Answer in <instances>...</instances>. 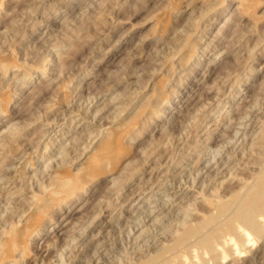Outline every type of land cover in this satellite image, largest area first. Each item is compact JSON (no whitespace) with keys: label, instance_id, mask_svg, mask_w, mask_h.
Listing matches in <instances>:
<instances>
[{"label":"rangeland","instance_id":"374dc122","mask_svg":"<svg viewBox=\"0 0 264 264\" xmlns=\"http://www.w3.org/2000/svg\"><path fill=\"white\" fill-rule=\"evenodd\" d=\"M0 1V100L9 107L0 116V244L34 217L32 198L56 173L84 171L108 129L126 125L117 131L134 138L70 212L50 207L51 221L28 234L30 253L14 263L139 264L182 225L212 215L206 194L227 195L238 176L258 170L264 0L246 16L239 0ZM261 236L240 264H264Z\"/></svg>","mask_w":264,"mask_h":264},{"label":"bare ground","instance_id":"6f19581e","mask_svg":"<svg viewBox=\"0 0 264 264\" xmlns=\"http://www.w3.org/2000/svg\"><path fill=\"white\" fill-rule=\"evenodd\" d=\"M223 1V0H222ZM249 2L251 4H249ZM261 2L260 0H239V6H242L243 13L245 16L250 12V5L256 4ZM2 2L0 1V5ZM243 14V15H244ZM243 17V16H242ZM194 50V49H193ZM194 54V53H193ZM46 60V59H45ZM49 60V59H48ZM46 62V61H45ZM0 64H2L0 62ZM14 64V63H13ZM46 64V63H45ZM40 66V70L46 74L47 73V66L46 65ZM5 65V64H2ZM22 66V65H21ZM6 69L7 66H3ZM21 68V67H20ZM19 69V68H17ZM34 70V69H31ZM29 71V70H28ZM53 71V70H50ZM31 73V72H30ZM245 76V75H244ZM247 76V75H246ZM245 76V77H246ZM243 78L238 79V84L242 82ZM246 79V78H245ZM46 82V81H45ZM237 84V83H236ZM47 85V84H46ZM50 85V84H49ZM241 85V84H240ZM45 86V85H44ZM232 86V85H231ZM41 87V86H40ZM46 87V86H45ZM52 87V85H51ZM240 87V86H239ZM49 88V86H48ZM53 88V87H52ZM46 89V88H45ZM55 89V88H54ZM237 89V88H236ZM42 90V89H41ZM51 90V88H50ZM49 90V91H50ZM239 90V89H238ZM45 91V90H44ZM47 91V89H46ZM40 92V91H39ZM42 93V92H41ZM235 93V92H234ZM240 93V91H239ZM40 94V93H39ZM168 94V93H167ZM166 93H160L161 99L163 98V102L167 101ZM17 95V94H16ZM38 95V94H37ZM158 96V95H157ZM172 98V97H171ZM244 100V98H242ZM3 101L0 100V116L8 114L7 106H2ZM162 103V102H161ZM221 103V102H220ZM244 103V101H243ZM264 103V102H263ZM163 104V103H162ZM262 104V102H261ZM255 105V103H254ZM257 105V104H256ZM258 106V105H257ZM256 106V107H257ZM261 106V105H260ZM168 106L164 109H161L157 112V115L160 116L162 113L165 114L167 112ZM254 108V107H252ZM253 110V109H252ZM264 111V110H263ZM170 112V111H169ZM238 112V111H237ZM150 113V112H148ZM156 114V112H154ZM240 114V113H239ZM242 116V115H241ZM246 117V116H245ZM248 117V116H247ZM252 117V116H251ZM250 119V118H249ZM9 120V119H8ZM252 120V119H251ZM73 121V120H72ZM168 122V121H167ZM173 122V121H172ZM49 123V122H48ZM239 122H237L238 124ZM260 123V122H259ZM54 124V123H53ZM50 125V124H49ZM59 125V124H58ZM141 130L137 133L140 136L142 131L144 130V126L146 122L142 124ZM7 126V125H6ZM10 126V125H9ZM52 126V125H51ZM60 126V125H59ZM264 126V124H263ZM124 127L128 129V127L123 124H118L115 127L108 129L106 132L105 139L99 144V147L89 156L88 160L86 161V165L84 166V171L79 172H65V173H56L53 177V180L48 181L51 184L47 185L43 192L44 194L33 196L32 200L35 206V214L34 217L27 220L24 226L25 228L22 230H16L13 226V230L7 231L4 235L6 238L0 244V263H4L7 261V264L13 261L16 262L18 259V255L21 254L22 258L25 255H28V251L30 253L31 247H28V235L29 233L36 234L41 233L38 230L42 229L48 222L51 221L52 216L49 215L51 212L49 209L52 207L53 209L64 208L67 206L66 212H70V209L75 202L82 199L83 195L88 192L89 188H95V185L102 180L109 176L112 170H116L115 165H117V160L114 159V156L117 159H122L126 157L129 152L130 148L125 145V140L134 139L133 136H129L128 138L123 137V134L126 132H118L117 130L124 129ZM126 128L124 130H126ZM263 128V127H262ZM260 129V128H259ZM97 130V129H96ZM123 130V131H124ZM264 129H262L263 132ZM64 131V130H63ZM98 131V130H97ZM122 131V130H121ZM130 131V130H129ZM118 132V134H117ZM48 133V132H47ZM128 133V132H127ZM210 133V132H209ZM260 133V132H259ZM19 134V132H18ZM130 134V133H129ZM132 134V133H131ZM77 135V134H76ZM113 135V136H112ZM127 135V134H126ZM125 135V136H126ZM219 135V134H218ZM2 136V135H1ZM0 136V137H1ZM45 137V135H43ZM42 136V137H43ZM257 136V135H256ZM5 135H3V138ZM15 138L14 136H11ZM76 137V136H74ZM90 137V136H89ZM114 137V138H113ZM208 137V136H207ZM7 138V137H6ZM8 135V139H9ZM11 138V139H13ZM114 140H113V139ZM258 138V137H257ZM9 139V140H11ZM49 139V138H48ZM54 139V138H53ZM113 140V141H112ZM56 141V140H54ZM255 141V140H254ZM257 141V140H256ZM3 142V139L2 141ZM8 143V142H7ZM250 143V142H249ZM2 144V143H1ZM10 144V143H9ZM52 144V143H51ZM251 144V143H250ZM253 144H257L256 147H259L262 151L264 150V132L262 133L261 138L259 137L258 142ZM129 145V144H128ZM4 146V145H2ZM241 146V145H240ZM247 146V145H246ZM253 146V145H251ZM250 146V148H251ZM253 146L252 148H254ZM44 151H49L51 149L49 143L45 146ZM224 147V146H223ZM233 147V145H232ZM239 147V146H238ZM2 149V147H0ZM182 148V147H181ZM226 148V147H225ZM246 148V147H245ZM249 148V149H250ZM251 148V149H252ZM258 148V150H259ZM231 149V148H230ZM248 149V150H249ZM250 149V150H251ZM256 149V148H254ZM256 152L257 150L254 151ZM34 150V149H33ZM232 150V149H231ZM238 150V149H237ZM246 150V149H245ZM258 151V153L260 152ZM234 152V151H233ZM263 152V151H262ZM199 153V152H198ZM252 153V154H253ZM112 154L114 156H112ZM249 154V153H248ZM239 155V154H238ZM257 155V154H254ZM262 155V154H258ZM264 155V154H263ZM27 156V155H26ZM243 156V153H242ZM22 157V156H20ZM203 157V156H202ZM222 157V156H221ZM233 157V156H232ZM248 157V156H247ZM262 162L259 160L256 161L258 170H251V174L241 177L237 175L239 174H232L233 178L235 176L239 179L238 183L232 187H230V191L227 195L219 196H207L203 198L205 199L206 203L210 206L213 204L215 207L212 208L213 211L208 218L200 219L197 222H190L189 224L182 225L183 229L178 231L176 237H174L173 242L170 241V244H167L166 247L156 255H152L150 258H145L140 260L139 264H213L216 261L221 263L225 260H231L234 264H240L239 259L250 251L251 246L254 245L255 241L258 240L257 237L261 236L264 231V223L262 224V217H264V156H260ZM157 158V157H156ZM205 158V157H204ZM23 159V158H21ZM171 159V158H170ZM173 159V158H172ZM257 159V158H256ZM6 160V159H5ZM31 160V159H30ZM158 160V159H157ZM201 160V159H200ZM239 160V159H238ZM29 161V160H28ZM120 161V160H119ZM198 161V160H197ZM203 161V160H202ZM245 161V160H243ZM254 161V160H252ZM204 162V161H203ZM226 162V161H225ZM228 162V161H227ZM239 162V161H238ZM247 162V161H246ZM245 162V163H246ZM251 162V161H250ZM249 162L246 163L247 166L251 165ZM120 163V162H119ZM153 163V162H152ZM155 163V162H154ZM157 163V162H156ZM197 163V162H196ZM196 163L194 165H196ZM255 163V161H254ZM253 163V164H254ZM24 164V163H23ZM161 164V163H160ZM165 162L163 163V165ZM217 164V163H216ZM226 164V163H225ZM46 165V164H45ZM48 165V164H47ZM151 165V164H150ZM171 165V164H170ZM193 165V166H194ZM207 165V164H206ZM215 165V164H213ZM255 165V164H254ZM253 165V167H254ZM25 166V165H24ZM23 166V167H24ZM159 166V165H158ZM157 166V167H158ZM162 166V165H161ZM167 166V165H166ZM209 166V165H208ZM233 166V165H232ZM256 166V165H255ZM27 167V166H26ZM169 167V166H168ZM195 167V166H194ZM218 167V166H217ZM222 166L221 168H223ZM246 167V165H245ZM16 168V167H15ZM205 168V167H204ZM252 168V167H251ZM81 169V168H80ZM169 169V168H168ZM218 169V168H217ZM245 169V168H244ZM24 170V169H23ZM83 170V169H82ZM212 170V169H211ZM214 170V169H213ZM224 170V169H223ZM230 170V168H229ZM8 171V169H7ZM168 171V170H167ZM195 171V170H194ZM220 171V170H216ZM233 171V170H232ZM235 171V170H234ZM147 172V171H146ZM209 172V169H208ZM207 172V173H208ZM223 173V171H221ZM236 172V171H235ZM195 173V172H194ZM196 173H198L196 171ZM219 173V172H218ZM225 173V172H224ZM230 173V172H229ZM232 173V172H231ZM26 174V172H25ZM205 174V173H204ZM210 174V173H209ZM212 174V173H211ZM17 175V174H16ZM241 175V174H240ZM26 176V175H25ZM216 176V175H215ZM214 176V177H215ZM231 176V174H230ZM162 177V176H160ZM164 177V176H163ZM219 177V176H218ZM225 177V176H224ZM229 177V176H228ZM227 177V178H228ZM10 178V177H9ZM50 178H52L50 176ZM142 178V177H141ZM197 177H195L196 179ZM213 178V177H212ZM217 178V177H216ZM230 178V177H229ZM114 178H112L113 180ZM138 179V178H137ZM147 179V178H146ZM152 179V178H151ZM164 179V178H163ZM173 179V178H172ZM209 179V178H208ZM232 179V178H231ZM236 179V178H235ZM11 180V179H10ZM109 180V179H108ZM140 180V179H139ZM138 180V181H139ZM149 180V179H148ZM147 180V181H148ZM176 180V179H175ZM211 180V179H210ZM215 180V179H214ZM12 181V180H11ZM146 181V182H147ZM181 181V180H180ZM195 181V180H194ZM8 182V181H7ZM145 182V183H146ZM151 182V181H150ZM173 182V181H172ZM204 182V181H203ZM230 182V180H229ZM5 183V182H4ZM139 183V182H138ZM143 183V182H142ZM148 183V182H147ZM152 183V182H151ZM181 183V182H180ZM187 183V182H186ZM215 183V182H214ZM213 183V184H214ZM217 183V182H216ZM223 184V181L221 182ZM230 183V184H231ZM46 184V183H45ZM153 184V183H152ZM151 184V185H152ZM183 184V183H181ZM44 185V184H43ZM179 185V183H178ZM189 185V184H187ZM193 185V184H192ZM210 185V183H209ZM42 186V185H41ZM48 186H50L48 188ZM150 186V185H149ZM182 186V185H181ZM184 186V185H183ZM201 186V185H200ZM204 186V185H203ZM217 186V185H216ZM23 187V186H22ZM43 186L42 188H44ZM147 187V186H146ZM151 187V186H150ZM180 186H178L179 188ZM186 188V186H184ZM191 187V186H190ZM195 187V186H194ZM221 187V186H220ZM219 187V188H220ZM17 188V186H16ZM41 188V189H42ZM193 188V187H192ZM218 188V187H217ZM19 189V188H18ZM223 189V188H222ZM40 190V189H39ZM202 190V189H200ZM225 190V189H224ZM145 191V190H144ZM158 191V190H157ZM212 191V190H211ZM210 191V192H211ZM92 192V191H91ZM203 192V191H202ZM216 192V191H214ZM224 192V191H223ZM101 193V192H100ZM212 193V192H211ZM210 193V194H211ZM136 194V193H135ZM218 195L217 193H215ZM220 194V193H219ZM223 194V193H221ZM204 195V194H203ZM31 197V196H30ZM113 197V196H112ZM95 198V197H94ZM102 198V197H101ZM171 198V197H170ZM173 199V197H172ZM93 201V200H92ZM103 200H101L102 202ZM15 202V201H14ZM146 202V201H145ZM204 202V201H203ZM202 202V203H203ZM124 203V202H123ZM99 204V203H97ZM105 205V204H104ZM82 206V205H81ZM16 208V207H15ZM17 209V208H16ZM30 209V208H29ZM28 209V210H29ZM74 209V208H73ZM104 210V209H103ZM192 210V209H190ZM54 211L50 214H54ZM207 212V213H210ZM151 213V211H150ZM99 214V213H98ZM97 214V216H98ZM23 215V214H22ZM101 215V214H100ZM203 215V214H202ZM204 216V215H203ZM205 217V216H204ZM72 218V217H71ZM96 219V218H95ZM184 220V219H183ZM192 220V219H191ZM264 220V219H263ZM185 221V220H184ZM95 222V221H93ZM182 222V221H181ZM188 222V221H187ZM186 222V223H187ZM264 222V221H263ZM185 224V223H184ZM54 225V224H53ZM148 226V225H147ZM181 226V227H182ZM185 226V227H184ZM133 227V226H132ZM150 227V226H149ZM46 228V227H45ZM51 230L55 229V225L51 226ZM49 229V230H50ZM142 230V229H141ZM140 230V231H141ZM131 231V230H130ZM129 232V231H128ZM144 232V231H143ZM1 233V232H0ZM140 233V232H139ZM148 233V232H147ZM177 233V232H176ZM35 234V233H34ZM141 234H145L141 233ZM33 235V234H32ZM41 235V234H40ZM124 235V234H123ZM134 235V234H133ZM140 235V234H139ZM155 235V234H154ZM3 236V235H2ZM1 236V237H2ZM36 236V235H35ZM44 236V235H43ZM42 236V237H43ZM135 236V235H134ZM145 236V235H144ZM0 237V238H1ZM262 237V236H261ZM142 238V237H141ZM57 239V237H56ZM134 239V238H133ZM260 239V238H259ZM136 240V239H135ZM172 240V239H171ZM55 241V240H53ZM73 241L74 238H73ZM52 242V240H51ZM72 242V241H70ZM69 242V243H70ZM146 242V241H145ZM150 242V240H149ZM169 242V241H168ZM134 243V242H133ZM254 243V244H253ZM57 244V243H56ZM55 244V245H56ZM144 244V243H143ZM69 245V244H68ZM87 245V244H86ZM100 245V244H99ZM145 245V244H144ZM165 245V244H164ZM74 246V245H73ZM76 246V245H75ZM48 247V246H47ZM53 247V246H52ZM134 247V246H133ZM50 248V247H48ZM253 248V247H252ZM29 249V250H28ZM60 249V248H59ZM58 249V250H59ZM63 249V247L61 248ZM78 249V248H77ZM160 249V248H159ZM54 250V249H53ZM57 250V248H56ZM55 250V251H56ZM34 251V250H33ZM61 252V251H60ZM73 252V250H72ZM87 252V251H86ZM95 252V251H94ZM258 252V251H257ZM76 253V252H75ZM78 253V252H77ZM93 254V253H92ZM95 255V254H93ZM247 255V254H246ZM53 256V255H52ZM103 256V255H102ZM243 256V257H244ZM21 257V256H20ZM107 257V256H106ZM114 257V256H113ZM144 257V256H142ZM52 258V257H51ZM246 258V256H245ZM244 258V259H245ZM253 258V257H252ZM20 259V258H19ZM102 259V258H101ZM112 259V258H111ZM138 259V258H137ZM140 259V258H139ZM54 260V259H53ZM52 260V261H53ZM68 260V258H67ZM74 260V259H73ZM72 260V261H73ZM109 260V259H108ZM241 260V259H240ZM75 261V260H74ZM133 261V260H132ZM51 262V261H50ZM65 262V261H64ZM68 262V261H67ZM89 262V261H88ZM97 262V261H96ZM246 262V261H244ZM252 262V261H251ZM250 262V263H251ZM108 263V262H107ZM117 263V262H116ZM134 263V262H133ZM16 264V263H14ZM69 264V263H68ZM94 264V263H93ZM118 264V263H117ZM135 264V263H134ZM138 264V263H137ZM217 264V263H216ZM231 264V263H230ZM249 264V263H248Z\"/></svg>","mask_w":264,"mask_h":264}]
</instances>
